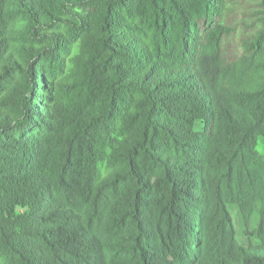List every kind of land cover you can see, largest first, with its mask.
I'll use <instances>...</instances> for the list:
<instances>
[{"label":"trees","instance_id":"trees-1","mask_svg":"<svg viewBox=\"0 0 264 264\" xmlns=\"http://www.w3.org/2000/svg\"><path fill=\"white\" fill-rule=\"evenodd\" d=\"M259 137L264 0H0V264H264Z\"/></svg>","mask_w":264,"mask_h":264},{"label":"rangeland","instance_id":"rangeland-1","mask_svg":"<svg viewBox=\"0 0 264 264\" xmlns=\"http://www.w3.org/2000/svg\"><path fill=\"white\" fill-rule=\"evenodd\" d=\"M232 43V42H231ZM200 128V125H197V129ZM257 149L259 152H262L264 149V137H259L257 140ZM258 206L259 203H257V208L255 210V212L253 213L251 220H250V225H249V229L254 231L256 229V225L258 222ZM231 217H232V222L234 225V229H235V237L236 240L239 244H245L247 243V237L244 234V226H243V219H242V215L238 209V207L236 205L230 204L227 206ZM251 241L252 243L256 244L258 242V240L256 239V237L254 235L251 236Z\"/></svg>","mask_w":264,"mask_h":264}]
</instances>
